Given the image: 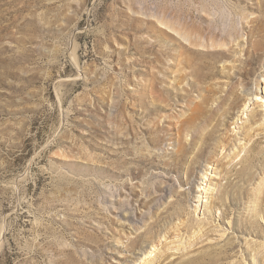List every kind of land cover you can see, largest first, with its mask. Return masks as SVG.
Listing matches in <instances>:
<instances>
[{
  "label": "rangeland",
  "instance_id": "374dc122",
  "mask_svg": "<svg viewBox=\"0 0 264 264\" xmlns=\"http://www.w3.org/2000/svg\"><path fill=\"white\" fill-rule=\"evenodd\" d=\"M188 3L0 0V264H264V0Z\"/></svg>",
  "mask_w": 264,
  "mask_h": 264
},
{
  "label": "bare ground",
  "instance_id": "6f19581e",
  "mask_svg": "<svg viewBox=\"0 0 264 264\" xmlns=\"http://www.w3.org/2000/svg\"><path fill=\"white\" fill-rule=\"evenodd\" d=\"M200 4L203 6V0H189V3H188L189 7H188V13H187L188 17H189V21H187V22L189 23L188 26L191 27V32L189 33V32H187L188 30L185 31V29H184L186 34H183L185 32H183V31L180 32L179 31V33L181 35H183L184 38H186L188 40L195 38L194 34H192V33H193V31L196 30V27H198L197 26L198 24H196V22H197V17H198L199 14H197L196 10L198 9ZM217 4H218V2H217ZM179 14L180 13H178V15ZM251 21H255V20H251ZM215 25L218 26V24H215ZM186 28H188V27H186ZM200 28H202V27H200ZM208 29H209V27H208ZM180 30H182V29H180ZM262 30H264V15L261 18H259L258 26L256 28V31H254V35L255 36L256 35L259 36V38L252 42V53L250 55V58L246 59L244 62L250 63L252 61V59L254 58L255 53H257V49H260V47L262 46L263 40H264V39L262 40V38H263L262 37V34H263ZM217 53H218V55H221V56L226 55V52H224V51H217ZM214 54H215V52H214ZM235 98L236 97H234V99ZM209 99H210V96L206 95L198 103L194 104V106L191 109V113L188 116H186L183 119H181V122H180V124L178 126V129H177L179 133H181V131L183 129L196 130V129H198L200 127L201 123L206 122V121H211L212 119L215 118L214 117L215 116V114H214L215 110L212 109V108H210V109L206 108V106H205V104L207 103V101ZM251 118H254V115H251ZM215 132H216V129L213 128V127H212L211 130L208 129L206 131V133L203 135V140L201 141L200 145H198V147L196 148V151H194L195 153H194V156H193L192 160H196L197 157L202 155L209 147L213 148V149L210 150V152H213L215 147L219 145V142L223 143V141H226L227 138L222 136L221 137V141L218 142V140H217L218 144H216L217 143L216 142L214 145H211V143H212L211 140L216 138L215 137ZM245 133H246L245 134L246 136L251 137L250 131L245 132ZM219 138L217 137V139H219ZM159 139H160V136H159ZM193 140H194V138H192L188 142L186 139H182L181 136H180V138H179L180 147L178 149V152H179V154L181 156L185 155L187 152H189L191 150V148H193V145H194ZM214 140H216V139H214ZM257 142H258V140H254L252 142L251 146L248 149V151L250 153H251V151L254 150L255 145H256ZM247 156L248 157L246 158V160L248 159V161H253V155L252 154L247 155ZM217 161H219V160H217ZM188 168H191V166L189 165ZM244 169H245V167H244ZM262 256L264 257V254H262Z\"/></svg>",
  "mask_w": 264,
  "mask_h": 264
}]
</instances>
